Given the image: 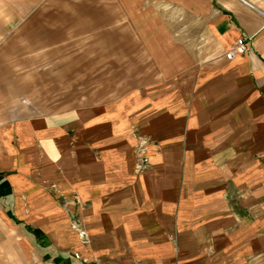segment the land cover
I'll return each mask as SVG.
<instances>
[{"label":"crops","instance_id":"obj_1","mask_svg":"<svg viewBox=\"0 0 264 264\" xmlns=\"http://www.w3.org/2000/svg\"><path fill=\"white\" fill-rule=\"evenodd\" d=\"M70 1L139 68L48 111L76 81L38 75L37 0H0V264L38 233L76 264H264V0Z\"/></svg>","mask_w":264,"mask_h":264},{"label":"rangeland","instance_id":"obj_2","mask_svg":"<svg viewBox=\"0 0 264 264\" xmlns=\"http://www.w3.org/2000/svg\"><path fill=\"white\" fill-rule=\"evenodd\" d=\"M32 4H36L31 9L36 12L31 17L22 19V21L25 20L24 24L26 25L42 28L37 31V44L40 48L36 52L38 63L43 61L44 63L47 62L48 65L38 64V75L39 73L44 74L46 68L49 70L53 69L56 72L59 70L56 75L60 79L65 80V71L67 72L68 66V77L69 79L74 77L76 82L73 85V82L69 81L73 85V89L79 90V92H74L78 94L74 96L71 95L72 91L70 90L68 97L37 98V104H41L44 108L47 106L46 109L48 111L59 110L63 106L77 105L87 101V96H92L93 93L100 92L101 96L114 95L132 84L129 81H125V78H130L131 73H135V69L139 68L136 65L139 60L136 62H134V59L132 62L131 59L126 60L124 50L116 51V54H118L114 55V58L110 57L108 51L101 50L100 56L98 55L99 51H93L91 45L94 35L89 23L92 19L85 18L84 25L81 24L83 27H80L77 23L80 19L76 17L67 18V11L74 9V7H71L72 2L70 0H37V2ZM67 26H69V29ZM71 30H74V33H70ZM67 37H69V42H66ZM62 38L65 43H69L68 50L49 48L51 40L52 47H60ZM139 54L140 52L137 51V55ZM112 60H117V66L112 64ZM62 65L65 66L64 70L61 69ZM22 68L27 69V67L23 66ZM58 84L60 85L61 81H58ZM21 88L22 101L24 102L28 98L27 84H23ZM69 89L72 88L70 87ZM37 93L39 92L37 91ZM83 94L84 97L82 96ZM27 228L29 229V227ZM33 239L36 243V251L29 256L27 251L22 249L20 264H76L75 257H67V255L56 252L55 247L45 246L46 241L42 234L38 233L36 238Z\"/></svg>","mask_w":264,"mask_h":264},{"label":"built area","instance_id":"obj_3","mask_svg":"<svg viewBox=\"0 0 264 264\" xmlns=\"http://www.w3.org/2000/svg\"><path fill=\"white\" fill-rule=\"evenodd\" d=\"M247 49L246 42L243 39H240L230 49L225 51V57L228 60H232L237 53H244Z\"/></svg>","mask_w":264,"mask_h":264}]
</instances>
